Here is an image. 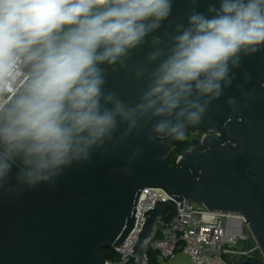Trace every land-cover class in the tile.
<instances>
[{
  "label": "clouds",
  "instance_id": "1",
  "mask_svg": "<svg viewBox=\"0 0 264 264\" xmlns=\"http://www.w3.org/2000/svg\"><path fill=\"white\" fill-rule=\"evenodd\" d=\"M171 13L172 0H0V189L55 183L149 124V141L183 139L242 58L264 48V0H219L207 14L191 11L170 47L148 54L158 63L134 106L106 91L103 65L123 66Z\"/></svg>",
  "mask_w": 264,
  "mask_h": 264
},
{
  "label": "water",
  "instance_id": "2",
  "mask_svg": "<svg viewBox=\"0 0 264 264\" xmlns=\"http://www.w3.org/2000/svg\"><path fill=\"white\" fill-rule=\"evenodd\" d=\"M210 4L219 7V0H172L169 18L123 66L103 65L105 90L134 106L158 63H150L148 54L169 48L176 25L187 26L193 10L207 14ZM153 36L160 38L158 45ZM140 68L148 72L137 77ZM232 72L263 73L264 48L244 56ZM216 123L215 112L207 108L200 123L184 130L213 131ZM150 129V124L142 126L118 145L107 142L89 160L65 168L55 183L0 189V264H104L101 252L119 248L132 232L135 206L145 189L164 191L180 202L179 209L185 199L242 216L262 255V261L244 264H264V152L247 137L238 147H220L215 136H208L207 150L187 151L170 165L166 141L174 135L157 134L149 141ZM123 132L121 125L116 137Z\"/></svg>",
  "mask_w": 264,
  "mask_h": 264
},
{
  "label": "built area",
  "instance_id": "3",
  "mask_svg": "<svg viewBox=\"0 0 264 264\" xmlns=\"http://www.w3.org/2000/svg\"><path fill=\"white\" fill-rule=\"evenodd\" d=\"M182 158L178 156L175 164ZM189 202V206H188ZM173 200L160 189L141 191L135 206V224L132 232L119 248H110L113 259L104 264H150L151 254L158 261L183 255L190 264H244L262 261V255L244 218L235 213L209 211L203 205ZM166 212L167 220L153 215ZM238 230H240L239 233Z\"/></svg>",
  "mask_w": 264,
  "mask_h": 264
},
{
  "label": "flooded vegetation",
  "instance_id": "4",
  "mask_svg": "<svg viewBox=\"0 0 264 264\" xmlns=\"http://www.w3.org/2000/svg\"><path fill=\"white\" fill-rule=\"evenodd\" d=\"M231 87L224 90V95L218 100H213L207 108L215 112L217 117L216 127L213 131L188 132V137L183 139L186 147L180 156L190 150L204 152L207 146L203 141L208 136L216 137V144L238 147L243 139L250 140L264 152V72L235 73ZM234 98L235 104L229 105L227 100ZM181 139L173 137L166 141L169 156L176 150ZM169 159L170 165L175 162Z\"/></svg>",
  "mask_w": 264,
  "mask_h": 264
},
{
  "label": "trees",
  "instance_id": "5",
  "mask_svg": "<svg viewBox=\"0 0 264 264\" xmlns=\"http://www.w3.org/2000/svg\"><path fill=\"white\" fill-rule=\"evenodd\" d=\"M185 149H186V147H185L184 144H179V145H177L175 152H174L173 154H171V155H170V158H169V159H171V160L173 161L172 163L175 162L176 158H177L178 156H180L181 153H182L183 151H185ZM169 159H168V162H169ZM168 211L171 212L172 209H171V208H167V209H165L164 211H160L158 214L153 215V217H152L151 220H150V225H152V224L154 223L155 218H156L158 215L161 216V218H162L164 221L167 220L169 216H167L165 213L168 212ZM101 255H102V257H103L104 259H113V258H115V254H114L113 251L110 250V249H105V250H103V251L101 252Z\"/></svg>",
  "mask_w": 264,
  "mask_h": 264
},
{
  "label": "crops",
  "instance_id": "6",
  "mask_svg": "<svg viewBox=\"0 0 264 264\" xmlns=\"http://www.w3.org/2000/svg\"><path fill=\"white\" fill-rule=\"evenodd\" d=\"M150 264H190V262L181 254H178L174 259L168 261H158L155 254L150 255Z\"/></svg>",
  "mask_w": 264,
  "mask_h": 264
},
{
  "label": "rangeland",
  "instance_id": "7",
  "mask_svg": "<svg viewBox=\"0 0 264 264\" xmlns=\"http://www.w3.org/2000/svg\"><path fill=\"white\" fill-rule=\"evenodd\" d=\"M186 137H188V132H187L186 130H184V138H183V139H185ZM173 138H174V140L177 139L175 136H173ZM183 139H181L182 142H179V144H183V143H185V142L183 141ZM179 144H178V145H179Z\"/></svg>",
  "mask_w": 264,
  "mask_h": 264
}]
</instances>
